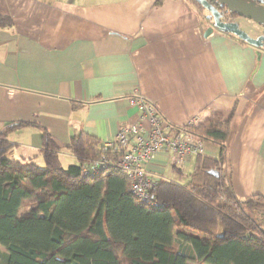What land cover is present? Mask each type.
I'll use <instances>...</instances> for the list:
<instances>
[{"label":"crops","instance_id":"1","mask_svg":"<svg viewBox=\"0 0 264 264\" xmlns=\"http://www.w3.org/2000/svg\"><path fill=\"white\" fill-rule=\"evenodd\" d=\"M156 2L0 0V15L12 19L0 28V129L27 121L60 147L79 132L104 143L138 117L134 94L174 125L230 116L222 171L239 197L264 196V48L217 29L204 37L203 11L187 0ZM75 101L82 107L72 109ZM8 142L13 157L30 158L40 132L20 128ZM218 154L204 142L200 155ZM60 156L77 162L63 147ZM195 158L175 165L160 151L145 169L181 183Z\"/></svg>","mask_w":264,"mask_h":264},{"label":"trees","instance_id":"2","mask_svg":"<svg viewBox=\"0 0 264 264\" xmlns=\"http://www.w3.org/2000/svg\"><path fill=\"white\" fill-rule=\"evenodd\" d=\"M11 24L0 15V28ZM82 105L75 101L72 109ZM30 126L40 132L39 151L30 158L6 156L9 134ZM185 129L219 154L197 155L184 184L158 180L151 191L159 205L149 206L131 193L117 156L96 137L73 135L62 147L77 162L63 165L62 147L46 129L6 122L0 129L4 264H264V196L239 197L222 171L231 117L212 113ZM101 157L109 160L105 169L82 174V165Z\"/></svg>","mask_w":264,"mask_h":264},{"label":"built area","instance_id":"3","mask_svg":"<svg viewBox=\"0 0 264 264\" xmlns=\"http://www.w3.org/2000/svg\"><path fill=\"white\" fill-rule=\"evenodd\" d=\"M130 103L138 117L119 128L114 137L103 144L117 156L115 165L126 175L131 193L149 206H158L151 191L158 179L150 177L145 164L160 151H165L172 155L175 165H182L189 157L204 152V142L185 129L187 125H196L195 119L185 125H174L165 121L155 105L140 95L134 94ZM146 120L148 125L144 124ZM107 164L109 160L101 157L82 165L81 172L96 175Z\"/></svg>","mask_w":264,"mask_h":264},{"label":"water","instance_id":"4","mask_svg":"<svg viewBox=\"0 0 264 264\" xmlns=\"http://www.w3.org/2000/svg\"><path fill=\"white\" fill-rule=\"evenodd\" d=\"M204 10L208 11L211 16V24L205 29L203 36L207 37L214 29L235 35L244 42L259 47L263 44L264 36L260 35L256 38L250 37L237 22H224L221 20L222 14L210 2H217L224 5L226 11L234 12L237 16L252 20L255 23L264 25V4L257 0H196ZM258 2V3H257ZM206 18H209L207 16ZM259 55V53H257ZM208 173L217 177L219 171L217 169H209Z\"/></svg>","mask_w":264,"mask_h":264},{"label":"rangeland","instance_id":"5","mask_svg":"<svg viewBox=\"0 0 264 264\" xmlns=\"http://www.w3.org/2000/svg\"><path fill=\"white\" fill-rule=\"evenodd\" d=\"M205 16H203V19H200V25L202 26V28H207L210 24H211V16L210 13L206 10H203L202 12ZM207 16H209V18H206ZM235 18V17H234ZM237 20L240 23V28L243 29L250 37L256 38L260 35L264 36V26L255 23L252 20L246 19V18H237ZM210 23V24H209ZM208 25V26H207ZM259 49L264 48V41L263 44L261 46L258 47ZM6 156L11 157L13 156L12 151H7L5 153ZM61 158V162L63 165H67L68 161L66 159L65 156H60ZM38 164H42V159L41 157H39L38 159ZM181 180V184H184V182H186V180H188V176H184ZM5 249L3 247L0 246V264H4L5 263ZM188 264H193L192 262H188Z\"/></svg>","mask_w":264,"mask_h":264},{"label":"flooded vegetation","instance_id":"6","mask_svg":"<svg viewBox=\"0 0 264 264\" xmlns=\"http://www.w3.org/2000/svg\"><path fill=\"white\" fill-rule=\"evenodd\" d=\"M218 11H220V13L222 14L221 16V20L224 21V22H237L239 27H240V23L239 21L237 20V18H244V17H240V16H237V17H232V16H229L228 14H225L224 12L226 11L225 9V6L224 5H220L219 3L217 2H210ZM258 3V2H257ZM264 4V3H263ZM262 25V24H260ZM264 26V25H262Z\"/></svg>","mask_w":264,"mask_h":264}]
</instances>
